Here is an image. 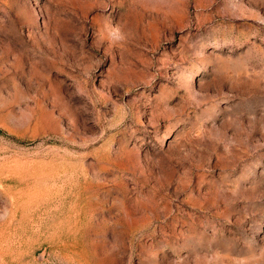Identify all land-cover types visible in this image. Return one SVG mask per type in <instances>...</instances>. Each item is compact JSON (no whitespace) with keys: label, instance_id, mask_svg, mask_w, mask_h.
I'll use <instances>...</instances> for the list:
<instances>
[{"label":"rangeland","instance_id":"374dc122","mask_svg":"<svg viewBox=\"0 0 264 264\" xmlns=\"http://www.w3.org/2000/svg\"><path fill=\"white\" fill-rule=\"evenodd\" d=\"M0 264H264V0H0Z\"/></svg>","mask_w":264,"mask_h":264}]
</instances>
